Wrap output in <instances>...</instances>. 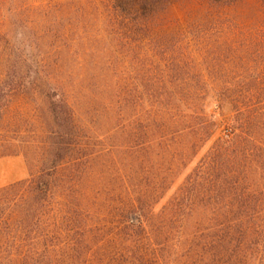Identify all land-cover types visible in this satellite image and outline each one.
Returning <instances> with one entry per match:
<instances>
[{
	"label": "trees",
	"instance_id": "trees-1",
	"mask_svg": "<svg viewBox=\"0 0 264 264\" xmlns=\"http://www.w3.org/2000/svg\"><path fill=\"white\" fill-rule=\"evenodd\" d=\"M110 1L127 36L102 74L105 110L53 104L51 170L0 190L33 195L0 209V264H264V112L241 109L264 100V79L216 85L217 109L236 106L207 147L221 123L203 106L210 84L196 60L161 38L151 58L137 54L171 5ZM56 196L60 218L48 215Z\"/></svg>",
	"mask_w": 264,
	"mask_h": 264
},
{
	"label": "rangeland",
	"instance_id": "rangeland-1",
	"mask_svg": "<svg viewBox=\"0 0 264 264\" xmlns=\"http://www.w3.org/2000/svg\"><path fill=\"white\" fill-rule=\"evenodd\" d=\"M166 3L171 6L162 7L151 23L150 39L138 45L137 54L144 51L151 58L161 38L177 44V57L184 54L196 60H190L191 65L210 84L203 106L221 123L210 147L230 128L236 106L230 99L222 111L217 109L216 85L264 79V0ZM111 18L110 0H0V190L52 168L53 104L62 100L71 108L75 104L82 114L86 106L92 117L104 112L102 74L117 55L114 40L127 36L117 35L121 31H115ZM248 104L241 109L264 112V100ZM29 191L23 190L18 198L0 194V209L9 212L17 200H32ZM53 201L57 204L48 215L60 218L65 212L58 206L63 196ZM3 203H9L10 210Z\"/></svg>",
	"mask_w": 264,
	"mask_h": 264
}]
</instances>
